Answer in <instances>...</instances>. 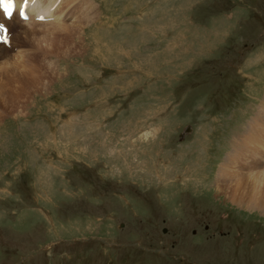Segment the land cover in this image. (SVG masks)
Segmentation results:
<instances>
[{"label": "rangeland", "instance_id": "1", "mask_svg": "<svg viewBox=\"0 0 264 264\" xmlns=\"http://www.w3.org/2000/svg\"><path fill=\"white\" fill-rule=\"evenodd\" d=\"M88 1L14 46L30 61L25 92L0 93V264H264V190L216 189L264 106V0Z\"/></svg>", "mask_w": 264, "mask_h": 264}, {"label": "bare ground", "instance_id": "2", "mask_svg": "<svg viewBox=\"0 0 264 264\" xmlns=\"http://www.w3.org/2000/svg\"><path fill=\"white\" fill-rule=\"evenodd\" d=\"M73 1L74 0H66V5H69ZM86 1L87 2L82 8H84L86 12H88L87 10L90 7V2L88 0ZM60 3L61 0H27V4L25 6V0H15V9L23 8L25 14L28 15L30 20H32L28 22L29 28L22 27L20 31L15 32L16 35L15 34L13 35L14 32L11 33L13 31L11 30V28L12 29L13 27L14 29L20 28L22 24L21 21L20 20L15 21L13 15L11 19H7L3 16L2 13H0V24L5 25L6 28L9 27L7 34V38H8L7 41H9V45L7 46L4 43H2L3 44L2 46H5V48L4 50H2V54L0 53V59H2L0 60V93H2V95H4V93L6 92L8 93V88L10 84L14 86L16 85L21 86L20 90L21 89L23 90L22 88L23 84L26 82V80H28L27 73L23 72V70H26V67L29 65V61H30L28 59L26 60L25 58H23V56H20L21 50H17V54H14V56L12 53H8L6 51H9V48L14 49L15 48L14 46L16 45V42L19 41L20 37H24V38L26 37L25 39L27 41H24V44L26 42L28 43L29 40H31L34 45H39L41 44L42 41L47 42L45 39L48 40L51 38V36H53V33L47 32L48 27H53V28L56 27L57 29L58 27L59 28L65 27L66 29L69 28V26L66 25L61 18L63 14L61 13V11H59ZM73 13L74 12L70 11V13L69 14L67 13L66 15L70 16L73 15ZM39 17L45 18L48 21H40V22L36 21L35 19ZM36 25L45 27V28L43 27L42 29L43 33L41 32L40 35L37 34L36 30H32L33 26ZM61 44L65 46L70 45L67 42V40L66 42L65 41L59 42V45L62 47ZM18 47L20 48L19 45ZM9 54H11L12 56H10ZM5 65H7V67ZM29 72L30 71H28V73ZM6 104L7 107L10 105L8 103ZM11 105L13 104L11 103ZM259 110L260 111L257 112L255 124L251 125V128H249V130L247 131L248 132L247 135L245 136L243 135L242 138L240 136L235 138V141L232 144V150H230L229 153L225 156L224 161L220 164L217 170L216 189L218 190L220 189L223 191L227 190L226 192L228 194L231 192L233 196L237 193H240L241 195L239 198L240 200L245 199V196L248 194L246 190L248 189L250 191H255V192H261L264 190V169L260 168L261 166L264 167V165L261 164L262 162H264V145L257 146L256 138L253 137L254 135L252 133H250V130L253 129L254 127L261 129L264 126V106L262 107V109L260 108ZM4 111L6 113L7 109ZM259 150H261L260 153ZM245 166L247 167V172H246L247 177H244L245 170L243 169V167ZM187 173H189V170L187 167H185L183 174H187ZM251 199H249L250 204H252L253 201L254 203L253 205L255 207L264 209V201L261 200V197L259 201H257L255 198H253L252 200Z\"/></svg>", "mask_w": 264, "mask_h": 264}, {"label": "snow or ice", "instance_id": "3", "mask_svg": "<svg viewBox=\"0 0 264 264\" xmlns=\"http://www.w3.org/2000/svg\"><path fill=\"white\" fill-rule=\"evenodd\" d=\"M26 4L27 0H25V6ZM0 8L3 9L5 17L11 19L14 10L13 0H0ZM20 15L22 18H27L25 16L23 8L20 9ZM7 31L8 29L5 27V25L0 24V33H3L2 35H0V41H3L4 43H7Z\"/></svg>", "mask_w": 264, "mask_h": 264}]
</instances>
